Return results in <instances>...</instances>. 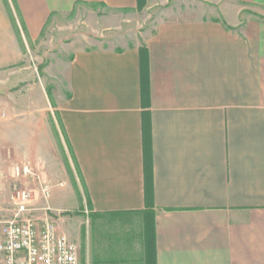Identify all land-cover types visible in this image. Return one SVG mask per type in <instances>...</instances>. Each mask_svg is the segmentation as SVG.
Returning <instances> with one entry per match:
<instances>
[{
	"label": "crops",
	"instance_id": "crops-1",
	"mask_svg": "<svg viewBox=\"0 0 264 264\" xmlns=\"http://www.w3.org/2000/svg\"><path fill=\"white\" fill-rule=\"evenodd\" d=\"M142 5L155 14L134 34L104 17L101 40L54 54L53 85L33 84L54 113L7 147L37 150L45 181L74 185L103 239L79 264H264V0H0V89L21 59L15 12L35 43L80 9ZM11 99L29 114L30 93ZM130 217L141 249L124 256L97 225Z\"/></svg>",
	"mask_w": 264,
	"mask_h": 264
},
{
	"label": "rangeland",
	"instance_id": "rangeland-1",
	"mask_svg": "<svg viewBox=\"0 0 264 264\" xmlns=\"http://www.w3.org/2000/svg\"><path fill=\"white\" fill-rule=\"evenodd\" d=\"M182 1L188 2L191 0ZM144 7L145 6L142 5L138 7L136 12L129 11L123 14H115L113 11L99 7L83 8L68 17H60L58 23L54 25L50 38L48 39V36L44 33L41 39L35 43H31L24 39L22 26L18 27L16 25L18 20L15 12L16 42L20 47L21 59L15 64L13 69L17 77L15 87L11 88L10 93L7 89H0V217L6 216L9 213L13 183L11 170L14 165L24 163V161L27 160L32 162L30 164L39 172L45 174L43 164L37 158V150L26 148L28 152L25 153L23 148H19L16 143L11 148L9 147V149L7 147L8 140L14 135L15 137L19 136V132L22 130L24 123L28 121V118L37 122L42 113L48 115L54 113V110H52L50 108L51 106L48 104L43 103L41 106L38 105L39 94L36 89L38 87H34L33 84L41 86L40 79L43 81L42 83H44L45 73L43 70L50 65L54 67L53 65L55 63H50L54 54H59V52L67 50L76 43H79L81 47L83 43L88 45V41L84 40L86 38L101 40L104 35L103 27L107 25L103 22L104 17H110L112 19V21L109 22V31H118L120 25L118 24L119 18L129 19L128 21H130V23L127 24V29L129 30L128 32H131L130 34H134L136 28L139 27V22L155 14L154 11L156 9L154 10L152 7L144 9ZM168 7H170V5H168ZM8 12L9 15H11L10 9H8ZM248 14L254 15L256 18L258 16L257 14ZM50 39H52V41ZM25 73V81H22L21 75ZM44 84L42 85L43 87L46 86V88L53 85L51 82ZM26 91L31 95L32 105L30 109L26 111V113L29 112V114H22L24 110L23 104L18 100L13 103L11 97L19 96V98H22L23 92ZM46 180L52 185V194L48 206L51 208L50 215L56 223L59 232L65 234L77 244L79 253L85 247L88 249L90 247L91 250L93 240L103 239L99 236L100 234L94 236L91 222L87 219L86 214L83 213V200L75 193L74 185L71 184L70 181L64 183L61 178L52 179L47 176ZM40 203H42V201L38 200L37 204ZM138 224H140V222L137 217L117 219L112 224L106 223L104 226L98 224L97 231L99 230L101 234L104 233V240L110 238L112 239L111 241L114 242V238H117L119 240L117 243L120 246L122 255L127 256L140 253L141 248L137 235Z\"/></svg>",
	"mask_w": 264,
	"mask_h": 264
},
{
	"label": "built area",
	"instance_id": "built-area-1",
	"mask_svg": "<svg viewBox=\"0 0 264 264\" xmlns=\"http://www.w3.org/2000/svg\"><path fill=\"white\" fill-rule=\"evenodd\" d=\"M11 177L9 213L0 217V264H79L77 244L50 215L52 185L30 163L14 165Z\"/></svg>",
	"mask_w": 264,
	"mask_h": 264
}]
</instances>
